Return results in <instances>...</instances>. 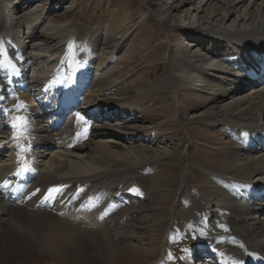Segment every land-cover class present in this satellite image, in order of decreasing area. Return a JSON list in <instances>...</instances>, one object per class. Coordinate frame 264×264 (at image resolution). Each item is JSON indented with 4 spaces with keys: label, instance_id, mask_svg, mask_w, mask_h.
I'll return each instance as SVG.
<instances>
[{
    "label": "bare ground",
    "instance_id": "1",
    "mask_svg": "<svg viewBox=\"0 0 264 264\" xmlns=\"http://www.w3.org/2000/svg\"><path fill=\"white\" fill-rule=\"evenodd\" d=\"M25 2L2 0L0 11V264L48 253L63 264H193L196 257L198 264H264V0L145 3L144 14L178 32L171 30L161 58L167 68L151 87L168 89L176 111L183 89L186 120L215 129L207 141L232 139L200 163L202 180L188 172L198 194L186 198V228L175 217L184 204L177 194L161 205L169 170L152 169L174 161L167 147L95 139L137 133L121 112L126 95L105 101L107 90L129 82L121 78L127 67L109 64L137 53L139 43L125 37L132 19L101 28L91 48L88 28L31 22L27 14L45 8ZM13 7L18 23L8 15ZM151 72L142 68L135 79ZM15 116L24 121L13 127ZM21 165L28 171L16 175ZM141 170L147 191L136 180ZM49 188L60 191L45 199Z\"/></svg>",
    "mask_w": 264,
    "mask_h": 264
},
{
    "label": "rangeland",
    "instance_id": "2",
    "mask_svg": "<svg viewBox=\"0 0 264 264\" xmlns=\"http://www.w3.org/2000/svg\"><path fill=\"white\" fill-rule=\"evenodd\" d=\"M40 1L41 0H30V2H25L29 7L31 6L30 8L34 11L37 10V7L40 8L41 6L48 11L46 12L44 10L42 14H31L29 12L27 16L31 22L40 23L50 20L51 22L62 24L70 20L75 23L74 26L76 27L83 25L90 31L86 42H91V48L96 45V39L100 34L101 28L111 26L119 17L121 18L125 15H128L132 19L125 33V37L132 40L131 45L139 43L137 53L131 57V61L129 62L121 63L120 61H116L115 63L109 64L110 67H127L126 73H124L121 78L129 80V82L125 87L116 86L107 90L105 101L109 103L117 97L126 95L127 101L123 105L126 109L121 112H125L124 114L129 116L128 119L132 120V122H128L131 128L130 130L134 129L137 133H129L127 129H125L122 133H115V136L103 134L102 136L95 137V139H103V141H106L105 143L115 146L114 142H121V144L123 142V144H127L132 138H135L137 139V143H142V141L144 143H150L154 148L161 147L162 149L167 147L170 150L168 156L174 161H171L170 164L164 162H161L159 165L155 164L153 166L156 168L153 167L152 169H155L154 172L159 171L161 168L169 170V181L163 190V192L167 194L165 199L161 201V205L170 204L177 194L184 204L181 211L178 213L175 212V217L176 219L178 217L182 219V225L186 228V198L191 195V193L198 194L197 180L191 179V181L186 183L188 172H191V175L193 174L192 177L198 174L196 176L197 179L202 180L200 175L201 171L199 170L201 167L200 163L205 161V159H214L211 157V154L219 152L220 146L232 139L229 140L226 135H221L217 142L211 139L207 141L203 135L212 136L215 129L205 131L202 128H197L192 120H186L184 117L186 116V92L183 89H181L179 93L181 111H176L178 108V100L168 89L165 87H151L152 81L158 78L167 68V63L161 58L164 49L170 44L168 37L172 32L171 30L175 33L178 32L176 28H169L168 30L161 28L154 17L150 13L144 14L143 10L145 9V3H147L151 9H155L160 3L169 0H50L47 4L43 2L40 6H37ZM48 8H50V10ZM4 9L2 0H0V11H4ZM17 12L15 7L8 11L9 18L12 22L15 19L14 17L19 18V14L16 15ZM168 19V23H173L170 21V18ZM143 20L146 24H144ZM140 27L142 29L138 30ZM151 37L154 38L151 39ZM183 38L186 39V35ZM170 41L176 42L178 40L176 36H174ZM183 42H185V40ZM159 45L161 46L160 49L152 51ZM98 51H96V54H102L103 56V53ZM122 54L123 52H119L116 54V57L120 58ZM142 68H151L153 72L149 73L148 76H145V78L141 80H136L135 78L137 74L141 73ZM25 93L26 92L22 93L20 96L24 98L23 94ZM37 93V91H34L31 94L35 97ZM84 93L88 92L84 91ZM179 114L184 118L179 117ZM107 116L106 118H109L107 119L109 123H117L121 125V127L125 125L124 122L126 120H117L115 119L116 117L111 120L113 117ZM66 119L67 118L64 119L63 123ZM123 135H127V139L123 140ZM188 137L189 140H187ZM187 144H190L191 148L186 152ZM143 172L144 170L135 173L136 180L142 185L141 187L144 189L146 188L145 191H147L150 185L148 180L149 174L147 171L144 174ZM162 211L163 210H159L158 214L161 213V217L164 218L167 214L165 211ZM179 213L181 216H179ZM219 220L222 221L221 218H219ZM184 236H186V232ZM198 260L199 257H196L193 260V264H198ZM100 261L101 260L97 262L96 260L95 262L97 263L94 261L90 263L77 261L79 262L77 264H98ZM101 263L103 262L101 261ZM7 264L63 263L56 260L51 253H48L40 256L34 254L23 258H17L14 262H7Z\"/></svg>",
    "mask_w": 264,
    "mask_h": 264
},
{
    "label": "snow or ice",
    "instance_id": "3",
    "mask_svg": "<svg viewBox=\"0 0 264 264\" xmlns=\"http://www.w3.org/2000/svg\"><path fill=\"white\" fill-rule=\"evenodd\" d=\"M7 111V110H5ZM13 119V127H16L18 126V123H22L24 121V117L22 116H15L12 118ZM28 171V168L21 165V168L18 169V171L16 172V175H22L24 172H27ZM39 191V190H37ZM60 191V189L58 188H49L48 189V192L45 194V199H49V198H52L53 195L55 193H58ZM217 250L216 249H213V252H216ZM221 256H223V253H220ZM251 255V254H249ZM224 264H244L243 261H240V260H231V261H225Z\"/></svg>",
    "mask_w": 264,
    "mask_h": 264
}]
</instances>
